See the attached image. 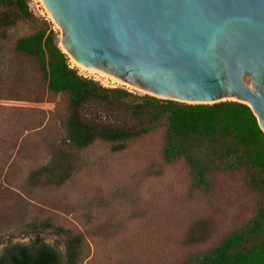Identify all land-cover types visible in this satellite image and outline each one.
Masks as SVG:
<instances>
[{"label":"trees","instance_id":"trees-1","mask_svg":"<svg viewBox=\"0 0 264 264\" xmlns=\"http://www.w3.org/2000/svg\"><path fill=\"white\" fill-rule=\"evenodd\" d=\"M20 22L32 24V30L11 39L8 30ZM6 44L10 59L0 70V98L19 99V86L25 82L12 62L21 57L32 63L40 80L32 88L33 97L23 99L42 101L48 91L64 96L67 109L62 119L64 136L47 144L49 160L28 167L14 181L12 166H25L20 161L29 155L26 139L17 143L24 129L17 130L6 121L3 111L8 108L0 106V235L15 226L58 229L66 238V264H80L88 253L86 237L111 239L115 232L90 226L75 232L55 225L49 217L27 219V201L20 192L30 194L63 185L75 173L80 153L90 146L99 143L111 152H120L137 139L157 134L159 163H181L191 190H201L209 206L212 189L217 190L214 211L204 212L182 240L189 246L209 243L184 255L177 264H264V131L248 104L234 99L185 102L132 92L123 86H104L70 65L50 23L34 16L28 0H0V63ZM87 104L100 105L106 116L97 110L87 112ZM42 124L39 119L33 125ZM24 126L28 128L26 123ZM16 184L19 193L11 188ZM133 241L123 235L114 239L113 264L153 260L150 251L137 258L129 250ZM59 258L45 244L38 245L35 252L23 246L10 257L11 264H59Z\"/></svg>","mask_w":264,"mask_h":264},{"label":"rangeland","instance_id":"rangeland-1","mask_svg":"<svg viewBox=\"0 0 264 264\" xmlns=\"http://www.w3.org/2000/svg\"><path fill=\"white\" fill-rule=\"evenodd\" d=\"M28 6L34 16L50 23L59 46V40L64 34L43 0H28ZM32 26L28 22H20L9 29L8 33L14 39L30 32ZM7 44L2 48L5 58L0 63V70L10 59ZM68 58L70 65L76 67L79 74L92 77L104 86H123L132 92L151 94L81 69ZM12 63L16 71L20 70L19 78L25 83L19 86V99L0 98V106L8 108L3 111L6 121L10 120L17 130L24 129L17 143L22 138L26 139L29 156L20 161L26 167L14 164L11 168L14 181H18L28 167L49 160V141L64 136L62 119L67 109V100L61 94L48 91H45V99L42 101L23 99L33 97L32 88L40 80L37 81L36 68L28 59L17 57ZM84 109L87 112L97 110L102 117L106 116L100 105L87 104ZM19 119L22 123H18ZM39 119L43 120V124L34 127L33 124ZM25 123L28 128L24 126ZM159 147L157 134L137 139L120 152H111L106 145L98 143L80 153L75 173L63 185L39 188L30 194L28 191L27 194L20 192L17 184L11 188L26 199L27 219L49 217L55 225L75 232L87 231L89 226L99 231L115 232L111 239L97 236L92 240L86 237L88 253L80 264H113L111 256L115 253L114 239L118 235L134 239L129 250L136 253L137 258L140 259L141 255L145 257L150 251L153 260L148 264H177L184 255L200 251L209 243L206 241V244L189 246L184 245L182 240L189 226L202 217L204 212L214 211L217 190L212 189L210 206L205 204L202 191L197 188L191 190L186 181L187 171L181 163H159ZM150 163L155 165L150 167ZM13 244L29 249L45 244L58 252L59 264H66V238L58 229L11 227L0 235V253ZM134 264L139 262L135 261Z\"/></svg>","mask_w":264,"mask_h":264},{"label":"water","instance_id":"water-1","mask_svg":"<svg viewBox=\"0 0 264 264\" xmlns=\"http://www.w3.org/2000/svg\"><path fill=\"white\" fill-rule=\"evenodd\" d=\"M43 2L79 63L161 98L236 99L264 131V0Z\"/></svg>","mask_w":264,"mask_h":264},{"label":"bare ground","instance_id":"bare-ground-1","mask_svg":"<svg viewBox=\"0 0 264 264\" xmlns=\"http://www.w3.org/2000/svg\"><path fill=\"white\" fill-rule=\"evenodd\" d=\"M53 17V16H52ZM54 19V17H53ZM56 21V20H55ZM57 22V21H56ZM58 23V22H57ZM63 36V35H62ZM63 37L60 38L59 40V46L61 47V49L70 57V59L78 66L80 67L81 69H84V70H88V71H92V72H95L97 73L98 75H100L101 77H105V78H109L111 79L113 82H116V83H120V84H124V85H127L123 82H121L120 80L116 79L115 77L111 76L110 74L96 68V67H91V66H86V65H83L81 63H79L78 61H76L68 52H67V49L65 47V45L63 44ZM129 86V85H127ZM132 87V86H131ZM144 91V90H143ZM149 92V91H147ZM151 93V92H149Z\"/></svg>","mask_w":264,"mask_h":264},{"label":"flooded vegetation","instance_id":"flooded-vegetation-1","mask_svg":"<svg viewBox=\"0 0 264 264\" xmlns=\"http://www.w3.org/2000/svg\"><path fill=\"white\" fill-rule=\"evenodd\" d=\"M38 247V246H37ZM37 247L29 249L27 247H25L26 250L30 251V252H35V250L37 249ZM23 246H7L6 248H4L1 253H0V264H11L12 261L10 259L11 257V253L13 252H19L20 250H22Z\"/></svg>","mask_w":264,"mask_h":264}]
</instances>
